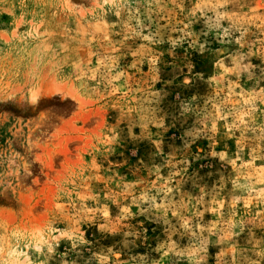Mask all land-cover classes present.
I'll list each match as a JSON object with an SVG mask.
<instances>
[{
  "label": "rangeland",
  "instance_id": "1",
  "mask_svg": "<svg viewBox=\"0 0 264 264\" xmlns=\"http://www.w3.org/2000/svg\"><path fill=\"white\" fill-rule=\"evenodd\" d=\"M0 264H264V0H0Z\"/></svg>",
  "mask_w": 264,
  "mask_h": 264
}]
</instances>
